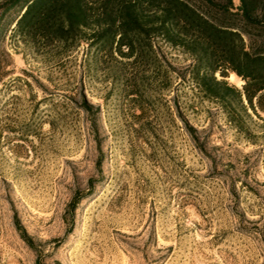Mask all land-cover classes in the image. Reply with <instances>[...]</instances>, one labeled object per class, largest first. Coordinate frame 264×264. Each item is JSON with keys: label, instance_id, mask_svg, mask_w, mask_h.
<instances>
[{"label": "rangeland", "instance_id": "rangeland-1", "mask_svg": "<svg viewBox=\"0 0 264 264\" xmlns=\"http://www.w3.org/2000/svg\"><path fill=\"white\" fill-rule=\"evenodd\" d=\"M17 16L0 17V264H264V114L236 128L162 41L154 71L33 45Z\"/></svg>", "mask_w": 264, "mask_h": 264}, {"label": "trees", "instance_id": "trees-1", "mask_svg": "<svg viewBox=\"0 0 264 264\" xmlns=\"http://www.w3.org/2000/svg\"><path fill=\"white\" fill-rule=\"evenodd\" d=\"M12 10L16 32L33 45L67 51L84 41L154 71L161 70L162 41L187 56L190 80L236 128L245 130L248 109L264 114V0H0V17ZM228 73L244 81L241 88ZM82 106H92L84 96ZM80 199L74 195L73 209ZM14 224L31 245L16 216Z\"/></svg>", "mask_w": 264, "mask_h": 264}, {"label": "water", "instance_id": "water-1", "mask_svg": "<svg viewBox=\"0 0 264 264\" xmlns=\"http://www.w3.org/2000/svg\"><path fill=\"white\" fill-rule=\"evenodd\" d=\"M25 7L23 8L22 12L24 11Z\"/></svg>", "mask_w": 264, "mask_h": 264}]
</instances>
